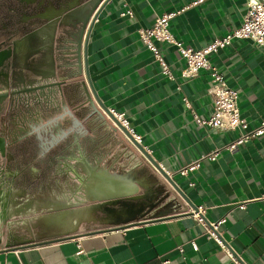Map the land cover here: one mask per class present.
I'll use <instances>...</instances> for the list:
<instances>
[{"label":"crops","instance_id":"crops-1","mask_svg":"<svg viewBox=\"0 0 264 264\" xmlns=\"http://www.w3.org/2000/svg\"><path fill=\"white\" fill-rule=\"evenodd\" d=\"M194 1L110 0L88 38L90 89L106 108L124 114L141 136L148 157L169 174L207 222L216 225L225 245L245 264H264V135L239 146L238 152L223 150L240 131L211 129L194 118L213 114L209 71L183 78L185 61L176 48L155 42L173 75L169 79L139 39V31L151 27L157 17L184 9L170 21L169 32L184 47L203 49L242 23L249 0L192 5ZM210 60L237 92L240 117L252 131L264 120V47L250 40L234 41ZM216 149L214 160L202 158ZM196 161V169L178 174ZM209 230L199 214L178 216L1 251L0 264H234L209 238Z\"/></svg>","mask_w":264,"mask_h":264},{"label":"water","instance_id":"water-1","mask_svg":"<svg viewBox=\"0 0 264 264\" xmlns=\"http://www.w3.org/2000/svg\"><path fill=\"white\" fill-rule=\"evenodd\" d=\"M109 1L0 4V252L191 214L213 229L90 89Z\"/></svg>","mask_w":264,"mask_h":264},{"label":"built area","instance_id":"built-area-1","mask_svg":"<svg viewBox=\"0 0 264 264\" xmlns=\"http://www.w3.org/2000/svg\"><path fill=\"white\" fill-rule=\"evenodd\" d=\"M206 0H195L192 5H198ZM246 5V11L242 19V23L233 28L224 37L213 40L203 49L194 50L184 47L182 43L176 41L175 38L169 32L170 21L177 16L181 11L168 13L159 16L154 21L153 25L147 29H141L139 31V39L141 43L151 52L155 61L161 68V73L169 79H172L171 71L165 62L164 56L155 45V42H162L173 45L179 56L185 61V68L181 71V75L185 79L193 78L197 75L199 70L209 71L212 82V95H213V114L210 117L200 120L194 115L197 123L205 125L211 129L220 131H240L239 136L222 147L223 150L229 153L238 152L239 146L248 142L254 137L264 135V120L261 121L252 131L247 130L246 122L240 117L239 108L237 105V92L229 87L217 69L211 63V56L226 47L233 44L234 41L250 40L252 43L259 47H264V3L258 0H249ZM129 14V11L122 13L121 15ZM186 106L189 107L188 102L185 101ZM108 111H102L103 114L111 120V122L119 129L124 137L130 144L137 143L141 145V136L137 135L130 127L129 122L125 118L123 113H118L112 107L106 108ZM111 115L113 119L109 116ZM115 121H117L121 127H119ZM122 128V129H121ZM125 131L131 137L125 134ZM134 142V143H133ZM218 149L212 151L207 155H203L202 158L215 159ZM198 161L193 162L178 170L179 175H185L188 171L196 169ZM167 175H169L167 173ZM213 229L209 230L208 236L215 240L217 245L226 251L227 255L235 262L234 264H245L240 257H238L227 244L222 237H220L216 225H212ZM227 248V249H226ZM196 250V246L194 245ZM163 264H168V261H164Z\"/></svg>","mask_w":264,"mask_h":264},{"label":"flooded vegetation","instance_id":"flooded-vegetation-1","mask_svg":"<svg viewBox=\"0 0 264 264\" xmlns=\"http://www.w3.org/2000/svg\"><path fill=\"white\" fill-rule=\"evenodd\" d=\"M17 0H4V1H0L1 3V6L2 7H6V6H9V5H11V4H13V3H15ZM5 245V244H4ZM3 245V246H4Z\"/></svg>","mask_w":264,"mask_h":264}]
</instances>
